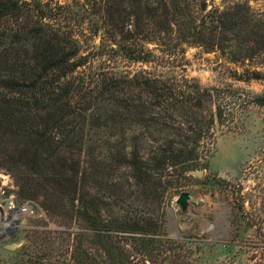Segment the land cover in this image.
<instances>
[{
  "label": "trees",
  "instance_id": "obj_1",
  "mask_svg": "<svg viewBox=\"0 0 264 264\" xmlns=\"http://www.w3.org/2000/svg\"><path fill=\"white\" fill-rule=\"evenodd\" d=\"M84 1L87 34L58 3L0 0V167L26 194L39 191L63 226L29 227V244L8 264H202L201 245L216 247L220 264H264V202L246 206L242 189L222 241L168 237L161 213L166 187L207 165L217 126L239 128L255 108L264 133V88L89 68L84 49L88 34L99 36L98 54L148 63L156 50L174 52L173 32L179 43L218 49L232 80L264 81V17L241 3L196 11L188 0ZM113 207L122 212L106 213Z\"/></svg>",
  "mask_w": 264,
  "mask_h": 264
},
{
  "label": "rangeland",
  "instance_id": "obj_2",
  "mask_svg": "<svg viewBox=\"0 0 264 264\" xmlns=\"http://www.w3.org/2000/svg\"><path fill=\"white\" fill-rule=\"evenodd\" d=\"M49 5H62L59 9L64 14V20L68 24H75L76 30L87 34L82 29L89 25L83 23L82 9L88 6V1L84 0H43ZM193 2L195 10L206 4L207 9L217 7L225 9L234 4L241 3L248 5L251 11L264 17V0H188ZM85 3V4H84ZM85 6V7H84ZM88 8V7H87ZM94 19V18H93ZM97 20V18H95ZM94 19V21H96ZM82 25L81 28L79 26ZM172 43H176L174 52L166 54L164 50H156L153 61L144 63L131 61L116 50H107L106 53L98 54L93 44L100 41L99 36L89 39L85 46L86 51H91L89 68L110 67L118 74L133 75L140 72L151 74H162L165 76L183 73L189 78H194L202 85H221L233 83L246 89L261 91L264 88V81L252 80L248 83L234 81L229 72L234 65L230 63L218 49H206L202 45L193 43H179L175 39V33L169 32ZM82 37V36H81ZM84 39V37H83ZM156 43V42H155ZM160 43V42H159ZM178 43V44H177ZM113 48L115 44L111 43ZM153 42L147 44L149 48H154ZM160 47V46H158ZM93 59V60H92ZM261 112L252 108L244 118L239 128L227 129L226 127H216V135L213 151L208 158L207 165L201 170L202 175L190 174L180 178L176 183L173 182L166 187L162 203V219L164 221V232L168 237L174 239H186L194 245H201L202 240L213 242L224 240L231 236L229 225L230 202L237 195L238 189L245 193L246 206H250L256 201L264 202V133L261 128ZM106 130V129H105ZM113 130H107L104 135ZM130 131L128 135H130ZM98 138L96 133L92 134ZM107 137L104 136V140ZM109 141L112 143L115 136ZM119 138V137H118ZM114 142V141H113ZM130 143L127 145L129 146ZM128 149V148H127ZM124 182L125 179H121ZM222 185V186H221ZM180 193L188 195L187 204L182 209L176 202ZM41 193L26 194L16 181L13 172L4 167H0V207L5 206L8 198L12 197L16 201H31L36 205V213L27 218L18 230L9 236L8 232L0 240V263H11L12 257L21 245L29 244L28 230L31 226H39L47 223L49 227H63L60 222H56L54 216L47 217L46 211L41 207ZM150 209L157 211V204L151 203ZM122 212L121 208L113 207L106 213ZM4 221V220H3ZM72 227L79 226L78 221L69 222ZM14 220L11 218L4 223H0V232L9 227H13ZM206 255L202 264H220L225 257L217 255V248L201 245ZM234 264H248L249 261H232Z\"/></svg>",
  "mask_w": 264,
  "mask_h": 264
},
{
  "label": "built area",
  "instance_id": "obj_3",
  "mask_svg": "<svg viewBox=\"0 0 264 264\" xmlns=\"http://www.w3.org/2000/svg\"><path fill=\"white\" fill-rule=\"evenodd\" d=\"M36 213V205L31 201H16L12 197L8 198L5 206L0 207V223L7 222L10 218L14 220L13 227H9L0 232L6 234L14 227H19L24 224L27 218ZM4 220V221H3Z\"/></svg>",
  "mask_w": 264,
  "mask_h": 264
},
{
  "label": "water",
  "instance_id": "obj_4",
  "mask_svg": "<svg viewBox=\"0 0 264 264\" xmlns=\"http://www.w3.org/2000/svg\"><path fill=\"white\" fill-rule=\"evenodd\" d=\"M190 174H195L197 176L202 175V171L201 170H191L189 172ZM187 199H188V195L186 193H180L178 195V197L176 198L175 202L182 208L184 209L186 207L187 204ZM18 230V227H14V229L10 230L8 232V235L11 237L13 236V234ZM4 236H6V234H2L0 236V240H2L4 238Z\"/></svg>",
  "mask_w": 264,
  "mask_h": 264
}]
</instances>
